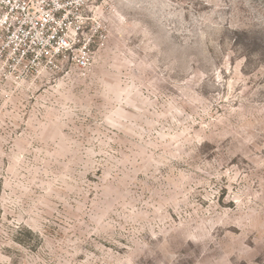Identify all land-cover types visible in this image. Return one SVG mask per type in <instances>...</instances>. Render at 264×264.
Returning <instances> with one entry per match:
<instances>
[{
    "label": "rangeland",
    "instance_id": "rangeland-1",
    "mask_svg": "<svg viewBox=\"0 0 264 264\" xmlns=\"http://www.w3.org/2000/svg\"><path fill=\"white\" fill-rule=\"evenodd\" d=\"M88 4L87 67L0 70V264H264V0Z\"/></svg>",
    "mask_w": 264,
    "mask_h": 264
},
{
    "label": "built area",
    "instance_id": "built-area-1",
    "mask_svg": "<svg viewBox=\"0 0 264 264\" xmlns=\"http://www.w3.org/2000/svg\"><path fill=\"white\" fill-rule=\"evenodd\" d=\"M94 23L88 0H0L1 72L24 77L57 70L72 55L79 67H87Z\"/></svg>",
    "mask_w": 264,
    "mask_h": 264
}]
</instances>
